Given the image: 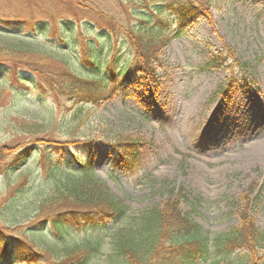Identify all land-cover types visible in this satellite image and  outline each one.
<instances>
[{
  "label": "rangeland",
  "instance_id": "374dc122",
  "mask_svg": "<svg viewBox=\"0 0 264 264\" xmlns=\"http://www.w3.org/2000/svg\"><path fill=\"white\" fill-rule=\"evenodd\" d=\"M79 1L88 8L72 10L81 24H88L91 35L86 36L102 32L99 26H106L102 19H115L113 52H118L121 63L132 54L125 30L140 25V18L155 28L167 26L173 36L158 54L162 67L157 73V95L135 89V98L117 96L101 104L84 105L82 117L70 122L65 110H59L39 89H21L22 99L11 100L5 94L0 102V145L24 148L31 141V131L40 129L52 131L56 138L92 139L96 155L93 174L127 210L121 223L109 222L106 229L74 231L64 240L57 239L50 227L37 229L36 234L27 236L30 242L54 259L84 253L98 244L100 252L92 264H116V234L134 228L143 214L171 196L211 243L241 224L239 212L246 206L264 232V0H193L203 14L186 26L175 11L183 0ZM0 17L54 21L69 20L66 17L72 14L53 0H0ZM0 29L5 30L2 25ZM48 32L38 28L36 33L25 30L20 37L0 35V45L52 53L56 49L53 44L71 49L75 32L66 33L65 44L59 43L58 31L54 39L50 37L54 32ZM102 39L96 41L97 51L104 47L107 52V38ZM56 53L72 68L78 65L76 54ZM228 82L232 88L218 93ZM119 134L146 142L130 171L113 165L107 146L102 144ZM26 162L19 171L0 174V229L20 223L17 232H7L17 236L36 218L35 206L55 194L60 185L59 177H48L34 158ZM28 175L29 186L9 197L13 186ZM4 201L14 202L9 212L1 209ZM165 253L158 252L159 258ZM248 254L251 256L249 251L237 249L227 255L211 248L209 256L196 264H264V258L252 257L248 262Z\"/></svg>",
  "mask_w": 264,
  "mask_h": 264
},
{
  "label": "trees",
  "instance_id": "16d2710c",
  "mask_svg": "<svg viewBox=\"0 0 264 264\" xmlns=\"http://www.w3.org/2000/svg\"><path fill=\"white\" fill-rule=\"evenodd\" d=\"M53 1L65 7L72 17H66L69 20L54 21L6 20L0 17V25L5 29H0V35L4 37L23 36L25 30L36 33L38 28L45 32L50 29V32H54L50 37L54 39L58 31L59 43L65 44L66 33L75 32L70 39L72 47L69 51L54 44L56 49L53 53L49 50L43 52L25 46L1 44L0 102L4 100L5 94L11 100L22 99L21 89L36 88L43 94L47 93L59 110H65L71 122V119L75 121L82 117L83 107L87 104H101L117 96L122 99L135 98V89H142L146 94L159 93L157 73L162 63L159 62L158 54L173 36L166 31L167 26L155 28L148 20L140 18V25L130 31L125 30L132 45V54L126 63H121L118 52H113L115 19H102L106 23V26H99L102 32L86 36L91 35L88 24H81L72 9L88 6L79 0ZM202 10L193 0H183L175 8L184 26L195 23L202 16ZM119 23L123 29L124 26ZM103 37L107 38V52L104 47L100 52L97 51L96 41L103 42ZM56 52L64 56L76 54L78 65L72 68L69 61L56 56ZM14 86H18L19 90H15ZM227 88L232 87H221L218 93L222 94ZM144 108L151 109V106L144 105ZM23 122L27 125L26 121ZM30 134L31 141L26 142L24 148L0 145V174L8 176L19 171L25 167L27 159L32 157L48 177H59L60 185L55 194L35 206L36 218L23 226L26 228H22L20 236L7 233L12 230L17 232L16 228H21L20 223L5 226V231L0 229V264H92L100 252L98 244L89 246L84 253L54 259L44 249L35 247L27 236L36 234L37 229L50 227L57 239L64 240L74 231L106 229L109 222L117 225L125 218L127 210L121 201L108 194L104 182L93 174L96 160L93 140L77 139L73 135H67L65 139L56 138L52 131L41 129L31 131ZM105 144L113 165L127 171L136 167L139 154L146 147L144 139L123 134ZM29 178L30 175L25 176L21 183L13 186L9 197L18 196L24 187L29 186ZM5 202L1 209L9 212L8 207L14 202ZM66 205L79 206L81 209ZM27 209L31 208L27 206ZM239 216L241 224L238 227L211 243L200 234L199 226L189 221L180 202L171 196L162 205L143 214L134 228L123 229L116 234L113 249L119 258L116 264H196L209 256L211 248H217L227 255L237 249L249 251L251 256L247 255V261L250 263L252 257L256 260L264 258V232L251 218L250 206L239 212ZM165 242H169L168 245ZM158 252L169 253L159 258ZM224 260L229 262L228 258Z\"/></svg>",
  "mask_w": 264,
  "mask_h": 264
}]
</instances>
